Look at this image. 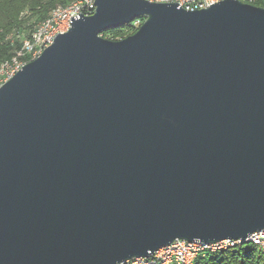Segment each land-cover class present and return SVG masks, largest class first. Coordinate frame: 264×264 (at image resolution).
Masks as SVG:
<instances>
[{
    "label": "water",
    "instance_id": "95a60500",
    "mask_svg": "<svg viewBox=\"0 0 264 264\" xmlns=\"http://www.w3.org/2000/svg\"><path fill=\"white\" fill-rule=\"evenodd\" d=\"M95 5L0 88V264L250 242L264 231V8Z\"/></svg>",
    "mask_w": 264,
    "mask_h": 264
},
{
    "label": "trees",
    "instance_id": "16d2710c",
    "mask_svg": "<svg viewBox=\"0 0 264 264\" xmlns=\"http://www.w3.org/2000/svg\"><path fill=\"white\" fill-rule=\"evenodd\" d=\"M75 0H0V67L18 56L26 39L31 38L36 27L51 12ZM252 4L264 8V0ZM141 22L142 18L140 19ZM134 22V21H133ZM133 22L119 28L106 30L102 36L118 41L134 34ZM134 29L128 32V29ZM194 264H264V245L247 242L226 249L205 248L199 252Z\"/></svg>",
    "mask_w": 264,
    "mask_h": 264
},
{
    "label": "built area",
    "instance_id": "2783aa9c",
    "mask_svg": "<svg viewBox=\"0 0 264 264\" xmlns=\"http://www.w3.org/2000/svg\"><path fill=\"white\" fill-rule=\"evenodd\" d=\"M152 3H177L181 8L188 11L205 9L223 0H147ZM245 3H252L257 0H239ZM96 0H75L65 7L53 10L50 16L41 22L32 33L31 38L23 43L22 50L11 62L4 63L0 67V88L11 80L29 62L37 59L43 51L54 43L59 34L68 32L75 19L81 15H92L95 12ZM140 19L133 22L135 27L141 24ZM257 245H264V231L251 237L250 242ZM232 246V243L223 242L211 246L178 241L164 252L157 254L159 259L151 261L134 259L126 264H192L199 252L205 248L213 250L225 249Z\"/></svg>",
    "mask_w": 264,
    "mask_h": 264
},
{
    "label": "rangeland",
    "instance_id": "374dc122",
    "mask_svg": "<svg viewBox=\"0 0 264 264\" xmlns=\"http://www.w3.org/2000/svg\"><path fill=\"white\" fill-rule=\"evenodd\" d=\"M144 20H145V18H142V21H143V22H144ZM134 28H136V27H134ZM133 30H134V29H132V28H131V29H128V31H127L126 33H128V32L130 33V32H132Z\"/></svg>",
    "mask_w": 264,
    "mask_h": 264
}]
</instances>
